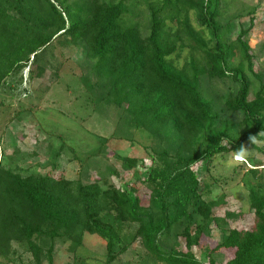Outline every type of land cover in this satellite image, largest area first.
I'll use <instances>...</instances> for the list:
<instances>
[{
  "label": "trees",
  "instance_id": "trees-1",
  "mask_svg": "<svg viewBox=\"0 0 264 264\" xmlns=\"http://www.w3.org/2000/svg\"><path fill=\"white\" fill-rule=\"evenodd\" d=\"M221 2L158 0L141 28L126 0H0V89L32 70L53 42L82 46L102 80L97 98L123 109L131 128L172 144L153 152L145 147L148 158L121 157L122 169L135 177L121 185L73 180L65 172L26 174L0 164L1 253L18 241L36 264H58L56 239L71 241L75 251L88 233L104 241L105 264L137 242L156 264H218L220 252L226 254L220 264H264V188L248 178L252 226L230 228L229 221L243 212L228 209L216 216L214 210L230 198L207 200L210 189L201 175L217 155L244 154L247 143L264 140V74L249 40L256 10L222 22ZM244 15L249 25H240L231 38L232 21ZM184 50L188 58L180 65ZM204 79L228 83L222 108L207 99ZM85 85L90 92L98 86L88 76ZM235 127L241 131L237 138L231 136ZM108 143L100 138L89 156ZM245 156L253 163L248 177L257 178L262 164ZM213 228L222 236L205 247L214 241Z\"/></svg>",
  "mask_w": 264,
  "mask_h": 264
},
{
  "label": "rangeland",
  "instance_id": "rangeland-1",
  "mask_svg": "<svg viewBox=\"0 0 264 264\" xmlns=\"http://www.w3.org/2000/svg\"><path fill=\"white\" fill-rule=\"evenodd\" d=\"M157 1L126 0L127 7L134 14L132 22L141 28L146 26L149 6ZM251 10H256V20L249 34L250 45L256 68L264 74V0L221 2L222 22ZM192 19L194 21V14ZM240 25L247 27L249 16L232 21L231 38L237 35ZM147 33L144 30V34ZM187 58L188 50H184L179 64ZM34 62L32 70L27 68L20 75L12 76L0 89V164L3 167L26 174L65 172L67 178L73 180L88 182L103 178L121 185L133 182L135 178L133 172L122 169L121 157L148 158L145 147L152 152L171 148L170 141L149 135L144 129L131 128L123 109L97 98L104 89L102 80L92 71V62L86 59L82 46L55 41L38 54ZM39 71H42L40 76ZM87 76L92 83L98 84L94 92L85 85ZM227 86L228 83L219 80H203L205 95L217 109L223 106L221 94L227 91ZM240 133L235 127L231 136L237 138ZM100 138H109V143L100 154L89 156L99 147ZM246 145L244 154L217 155L209 170L201 174L210 189L205 195L207 200L217 199L222 194L230 198L227 206L214 210L216 216H224L228 209L243 212V218L229 221L230 228L250 229L252 226L253 214L244 184L248 178L264 188V140ZM245 155L253 156L256 164H262L258 167L257 178L248 177L247 171L253 168V163ZM112 170L118 172L117 176L111 175ZM221 236L222 232L213 228L214 241L206 243L205 247H213ZM54 252L58 264H105L106 260L104 241L88 233L83 245L75 251L71 249V241L56 239ZM196 253L204 262V254L199 250ZM225 255L221 252L215 254L218 264L226 260ZM0 264L36 263L25 243L12 241L6 255L0 252ZM43 264H47L45 259ZM114 264H156V261L137 242Z\"/></svg>",
  "mask_w": 264,
  "mask_h": 264
}]
</instances>
